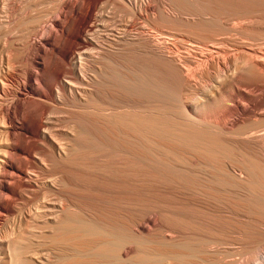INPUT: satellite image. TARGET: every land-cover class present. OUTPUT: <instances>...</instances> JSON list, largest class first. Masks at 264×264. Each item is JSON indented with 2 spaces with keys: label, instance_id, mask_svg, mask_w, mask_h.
<instances>
[{
  "label": "bare ground",
  "instance_id": "obj_1",
  "mask_svg": "<svg viewBox=\"0 0 264 264\" xmlns=\"http://www.w3.org/2000/svg\"><path fill=\"white\" fill-rule=\"evenodd\" d=\"M27 1L0 0V264H264V0H87L41 56L68 1Z\"/></svg>",
  "mask_w": 264,
  "mask_h": 264
},
{
  "label": "rangeland",
  "instance_id": "obj_2",
  "mask_svg": "<svg viewBox=\"0 0 264 264\" xmlns=\"http://www.w3.org/2000/svg\"><path fill=\"white\" fill-rule=\"evenodd\" d=\"M68 2H67V4H66V6H67V8H66V12H64L63 14H62V16L60 17L59 16V18H58V20H60V25L59 26H55L52 22H49V23H47L48 25H46L45 27V30L47 31V44L46 43H44V40H41L42 42L40 43L39 41H40V39H36V42L38 43L36 46H35V48H37V51H36V55H42V52H54L55 51V47H53V39L54 38H56V37H59V36H61V35H64V29L61 27L62 25L63 26H66L65 25V23H63V22H66V24H67V22L70 20L69 18H72L73 19V17L75 16V14H71L70 15V12H71V10L72 11H74V13H76V15L77 16H75L76 17V19H79L80 17H82L83 15H85V13H86V9H87V7H88V2H87V0H67ZM14 2H15V4H19V5H16L17 7H16V11L17 10H19L20 11V9L22 8H25L26 6L25 5H27L28 6V1L27 0H14ZM64 15H70V16H68V18L67 19H65L63 16ZM72 16V17H71ZM75 17H74V20H76L75 19ZM62 24V25H61ZM51 31H52V34H51ZM54 34V35H53ZM61 34V35H60ZM49 35V36H48ZM52 35V36H51ZM54 37V38H53ZM50 38V39H49ZM42 45V46H41ZM46 46V47H45ZM46 50V51H45ZM56 52V51H55ZM37 57V56H36ZM32 72L33 73H37V70L36 69H34V67L32 68ZM30 87H32V88H37L36 87V85H35V83H34V87L33 86H30L29 84H27V89H26V92L25 93H23V95L22 96H20L19 98H18V100H17V102L19 103V104H21V103H25L26 101H29V100H31V101H33L34 102V99H36L34 96H32L31 95V91H30ZM253 95H255V93H252ZM29 95V96H28ZM34 97V98H33ZM22 99H23V102H22ZM24 99H25V101H24ZM20 101V102H19ZM9 108H11L10 109V111H12L13 112V108L10 106ZM16 119L18 120V122H17V120H16V128L17 129H22V130H20V132L19 131H17V133H19L18 134V136H19V138H21V139H23L24 141H26L27 143H33L34 141H35V138L31 135V134H29L28 132H26V131H24L23 130V127L21 126V119L19 118V117H16ZM17 126H19V127H17ZM26 135V136H25ZM21 161H23V162H25V161H27L26 160V158L25 157H22V159H20ZM14 180V181H13ZM13 180H11V182H10V184L12 183V184H14L15 183V181L17 180V178H14ZM8 198V197H7ZM6 198V196H4V197H2L1 199H0V201H2V199H3V202L2 203H9L10 201L12 202V199H10V198H8L7 199ZM8 201H7V200Z\"/></svg>",
  "mask_w": 264,
  "mask_h": 264
}]
</instances>
